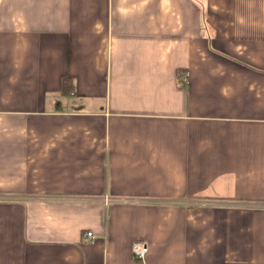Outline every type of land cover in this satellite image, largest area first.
Masks as SVG:
<instances>
[{
  "label": "crops",
  "instance_id": "0c3cea01",
  "mask_svg": "<svg viewBox=\"0 0 264 264\" xmlns=\"http://www.w3.org/2000/svg\"><path fill=\"white\" fill-rule=\"evenodd\" d=\"M230 263L264 264V0H0V264Z\"/></svg>",
  "mask_w": 264,
  "mask_h": 264
},
{
  "label": "built area",
  "instance_id": "2783aa9c",
  "mask_svg": "<svg viewBox=\"0 0 264 264\" xmlns=\"http://www.w3.org/2000/svg\"><path fill=\"white\" fill-rule=\"evenodd\" d=\"M184 79V78H183ZM107 199L104 198V202H106ZM83 240H91V232H85L82 235ZM130 252L133 257L137 259H143L146 252H147V244L146 242L142 240H133L130 244ZM230 264H242V263H230Z\"/></svg>",
  "mask_w": 264,
  "mask_h": 264
}]
</instances>
